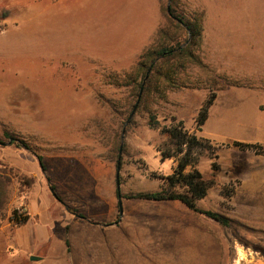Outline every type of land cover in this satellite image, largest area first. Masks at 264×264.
I'll return each instance as SVG.
<instances>
[{"label":"rangeland","instance_id":"1","mask_svg":"<svg viewBox=\"0 0 264 264\" xmlns=\"http://www.w3.org/2000/svg\"><path fill=\"white\" fill-rule=\"evenodd\" d=\"M170 5L201 28L195 43ZM163 47L176 56L151 74ZM212 94L197 135L225 142L198 156L211 185L198 207L231 227L179 201L123 199L121 216L118 189L158 192L175 167L150 116L195 132ZM0 171V264H264V0H0Z\"/></svg>","mask_w":264,"mask_h":264},{"label":"trees","instance_id":"2","mask_svg":"<svg viewBox=\"0 0 264 264\" xmlns=\"http://www.w3.org/2000/svg\"><path fill=\"white\" fill-rule=\"evenodd\" d=\"M167 13L169 14V16L177 19L180 22V24L185 28L189 39L193 40L192 43H195L199 39V37L201 36V28H199V25H197V23L186 22L180 17H178L171 5L167 9ZM187 40L188 39H186V41ZM186 48L182 50L181 48L178 49L179 55H186V53L188 55L189 51H187L188 48ZM176 52L177 51L171 47H163L160 50L153 51L152 53L148 54L145 60H148V62H150V67H148V69L152 68L151 74L154 71L153 66H155V62L157 60L171 59L173 58V56H176ZM150 80H148L147 84L150 82ZM142 86L143 82L139 85V91L143 88ZM143 96L144 94L142 95V99ZM215 100L216 94H212L202 105L195 119V132L188 130L184 126V123L182 121L170 127H161L157 117L152 114L149 120L150 127L155 130H160L161 134L166 136V143L164 144L163 148L161 146L157 147V151L159 152L162 161H175V167L173 168V172L170 175L160 177L163 182V186L162 189L158 192L139 193L136 195H124L118 189V197H121L122 199H142L156 202L179 201L183 203L189 210L195 213L203 214L215 220L224 227H231V222L228 218L216 212L205 211L198 207V202L207 197L211 185L210 182H208L204 178L203 174L195 168V166L198 163L199 154L205 151L211 152L212 147L210 145L211 141L209 139L199 137L197 135V132L202 131L203 127L206 125L209 119L210 109L214 105ZM9 139L11 140L12 138L9 136ZM12 144H15V141H13ZM234 144L235 146L241 147L243 149L258 147L257 145L240 142H235ZM23 147L28 150L30 148L25 144H23ZM36 156L42 170L45 172L46 168L43 162V158L40 155ZM120 167L121 160L118 159L117 168ZM189 168H192V170L188 171ZM213 169L215 171L219 170V165L216 162L213 163ZM28 182L29 185H32L34 183L33 179L29 180ZM11 184L12 178L5 172L0 171V227L2 225V211L6 207L10 199ZM50 189L54 191V196L57 198V200L63 203L62 197L56 192V187L54 185H50ZM22 209L23 212H20V209L14 210L10 217L11 222H13L16 227L25 226L30 220V215L27 212L26 208L23 207ZM67 210L73 214H77V211L75 209L70 208L68 206ZM81 218L85 219V217L82 216ZM67 245H69L68 241Z\"/></svg>","mask_w":264,"mask_h":264},{"label":"crops","instance_id":"3","mask_svg":"<svg viewBox=\"0 0 264 264\" xmlns=\"http://www.w3.org/2000/svg\"><path fill=\"white\" fill-rule=\"evenodd\" d=\"M210 118H211V113H210V115H209V119H208V121H210ZM208 121H207V123H206V125H205V127L207 126V124H208ZM205 127H204V129H205ZM204 132V131H203ZM199 136V135H198ZM206 136H207V138H209V139H213V140H215V141H220V142H225V139L224 138H222L219 134H213V135H211V133H208V134H206ZM62 197V196H61ZM63 198V197H62ZM30 219H31V216H30ZM30 221V220H29Z\"/></svg>","mask_w":264,"mask_h":264},{"label":"water","instance_id":"4","mask_svg":"<svg viewBox=\"0 0 264 264\" xmlns=\"http://www.w3.org/2000/svg\"><path fill=\"white\" fill-rule=\"evenodd\" d=\"M118 185H119V182H118ZM51 190V192L54 194V191L52 190V189H50ZM119 208H120V215L122 216L123 215V199L121 198V197H119ZM78 217H81V215H79V214H76ZM31 260L32 261H38V260H40V258L39 257H36V256H32L31 257Z\"/></svg>","mask_w":264,"mask_h":264}]
</instances>
